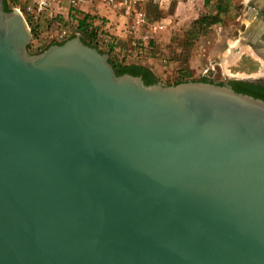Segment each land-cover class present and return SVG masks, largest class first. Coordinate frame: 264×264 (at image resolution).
Listing matches in <instances>:
<instances>
[{"label":"water","instance_id":"water-1","mask_svg":"<svg viewBox=\"0 0 264 264\" xmlns=\"http://www.w3.org/2000/svg\"><path fill=\"white\" fill-rule=\"evenodd\" d=\"M32 39L0 0V264H264V99Z\"/></svg>","mask_w":264,"mask_h":264},{"label":"rangeland","instance_id":"rangeland-1","mask_svg":"<svg viewBox=\"0 0 264 264\" xmlns=\"http://www.w3.org/2000/svg\"><path fill=\"white\" fill-rule=\"evenodd\" d=\"M21 2L23 0H7L10 9L20 7L25 13ZM261 3V0H223L215 7L180 9L173 26L162 33L163 36L168 34L165 42L171 46L173 55L159 54L156 58L164 67V72L178 71L182 75L181 78L163 76L158 80L165 84L183 80L225 83L229 80L240 82L241 79L264 77V46L256 44L261 24L251 14V10ZM207 17L212 19V23H207ZM194 20L199 22L194 24ZM29 25L33 33L29 45L31 53H40L51 44L63 43L68 39H51V31L41 35L33 24ZM70 32V35L79 33L73 26ZM85 37L88 44L101 50L107 46L105 42L98 43L95 39ZM121 59H113L118 69L135 63L127 58Z\"/></svg>","mask_w":264,"mask_h":264},{"label":"built area","instance_id":"built-area-1","mask_svg":"<svg viewBox=\"0 0 264 264\" xmlns=\"http://www.w3.org/2000/svg\"><path fill=\"white\" fill-rule=\"evenodd\" d=\"M222 1L23 0L21 6L25 9V13L20 7L17 8L41 35L51 31L49 36L51 39L69 38L72 34L71 27L77 30L80 20L86 16L87 23L98 29L100 43H109L114 51L122 52L121 48L124 47L122 39L127 37L130 39L127 54L135 53L136 56H141L151 48V42L158 34L173 26L179 16L176 11L178 4L215 7ZM88 7L94 8L95 11L87 10ZM100 9L105 10L106 13H101ZM132 49H135V52H131Z\"/></svg>","mask_w":264,"mask_h":264},{"label":"crops","instance_id":"crops-1","mask_svg":"<svg viewBox=\"0 0 264 264\" xmlns=\"http://www.w3.org/2000/svg\"><path fill=\"white\" fill-rule=\"evenodd\" d=\"M202 7V6H201ZM182 8H190V9H193L195 7H192L190 4L188 5H180L178 4L176 6V11L179 13V10L182 9ZM204 8V7H202ZM87 10H90V11H95L94 8H90L88 7ZM101 13H106L105 10L103 9H100L99 10ZM112 18H114L113 16H111ZM118 28V27H117ZM116 29V26L115 28ZM119 29V28H118ZM117 32V31H116ZM119 32V30H118ZM168 35V34H167ZM167 35H162V34H158L155 38V40H153V42H151V48L144 54V55H141V56H136L135 53H131V54H127V51L129 50L127 48L128 44L130 43V39L125 37L124 39H122V44L124 45L122 49V52H117V51H114L112 49V46L109 45V43H107L105 49L103 48L104 51L106 52H109L110 53V57L115 59V58H119L121 59V57L123 58H127L129 59L130 61H133L141 66H144L146 68H148L158 79H160L161 77H171V76H177V77H180L181 78V75H182V72H164V67L162 66V64L159 62V59L156 58V56H159V54H164V55H167V54H172L171 53V46L168 45L165 40L167 38ZM125 36V35H124ZM131 49V48H130ZM131 52H135V49H132ZM173 55V54H172ZM113 59H111L113 61ZM122 60V59H121ZM165 60V59H164Z\"/></svg>","mask_w":264,"mask_h":264},{"label":"trees","instance_id":"trees-1","mask_svg":"<svg viewBox=\"0 0 264 264\" xmlns=\"http://www.w3.org/2000/svg\"><path fill=\"white\" fill-rule=\"evenodd\" d=\"M5 9L8 10V11L11 10L9 8V5L7 3V0H5ZM206 21H207V23H212V19L210 17H207L206 18ZM198 22H199V20H194L193 21L194 24L195 23H198ZM77 30L81 34V37H82V39H83L84 42H86L84 40L86 38L85 36H87L88 38H92V39L97 40L98 43L100 42L98 40V32H97L98 29L95 28V27H92L89 23H87V17L86 16L83 17L80 20V22H79V24L77 26ZM75 35H70V37L68 39L73 38ZM58 44H61V43H58ZM107 53L110 55L109 52H107ZM110 61L114 65V67H115V69H116V71H117L118 74L131 73V74H134V75H142L147 84H152V83H155L156 81H158V78L148 68H146L144 66H141L139 64H135L134 63V64L125 65L122 68L118 69L116 67L115 63L112 60H110ZM183 81H186V80H183ZM180 82H182V81H180ZM180 82H177V83H180ZM177 83H175V84H177Z\"/></svg>","mask_w":264,"mask_h":264},{"label":"flooded vegetation","instance_id":"flooded-vegetation-1","mask_svg":"<svg viewBox=\"0 0 264 264\" xmlns=\"http://www.w3.org/2000/svg\"><path fill=\"white\" fill-rule=\"evenodd\" d=\"M261 2L260 6L251 10V14H254V18L261 24L260 29L258 28L260 33L258 34L259 38L256 44L264 46V0ZM253 44L256 45L255 43H252V45ZM225 83L231 85L236 91L264 99V77L241 79L240 82L229 80Z\"/></svg>","mask_w":264,"mask_h":264},{"label":"bare ground","instance_id":"bare-ground-1","mask_svg":"<svg viewBox=\"0 0 264 264\" xmlns=\"http://www.w3.org/2000/svg\"><path fill=\"white\" fill-rule=\"evenodd\" d=\"M261 1H263V0H261Z\"/></svg>","mask_w":264,"mask_h":264}]
</instances>
